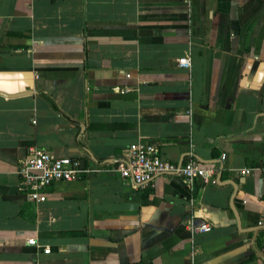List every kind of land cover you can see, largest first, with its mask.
<instances>
[{
	"label": "crops",
	"instance_id": "0c3cea01",
	"mask_svg": "<svg viewBox=\"0 0 264 264\" xmlns=\"http://www.w3.org/2000/svg\"><path fill=\"white\" fill-rule=\"evenodd\" d=\"M138 138L219 183L132 185ZM33 145L82 160L39 202ZM0 264H264V0H0Z\"/></svg>",
	"mask_w": 264,
	"mask_h": 264
},
{
	"label": "built area",
	"instance_id": "2783aa9c",
	"mask_svg": "<svg viewBox=\"0 0 264 264\" xmlns=\"http://www.w3.org/2000/svg\"><path fill=\"white\" fill-rule=\"evenodd\" d=\"M177 64L185 68L190 67V57L184 55L177 58ZM129 75V73H127ZM225 155L221 154V158ZM116 170L125 181L132 185L145 188L153 185L159 174H171L184 180H200L203 183H217L220 170L212 164H205L190 150L181 162L171 161L162 157L157 144L135 139L130 142L122 156L116 162ZM80 171L77 158L66 155H54L40 146H29L25 155L20 158L16 168L19 185L24 190L27 199L39 202L46 199L45 187L56 180L69 181L76 178ZM240 173L249 172L246 167L239 169ZM192 230H208L210 224L204 222L199 225L189 223ZM29 243H35V238H29ZM45 247V251H49Z\"/></svg>",
	"mask_w": 264,
	"mask_h": 264
},
{
	"label": "water",
	"instance_id": "95a60500",
	"mask_svg": "<svg viewBox=\"0 0 264 264\" xmlns=\"http://www.w3.org/2000/svg\"><path fill=\"white\" fill-rule=\"evenodd\" d=\"M182 161V158H180L179 160H178V162H181ZM80 166H82V160H80ZM219 175H217V183H219Z\"/></svg>",
	"mask_w": 264,
	"mask_h": 264
}]
</instances>
